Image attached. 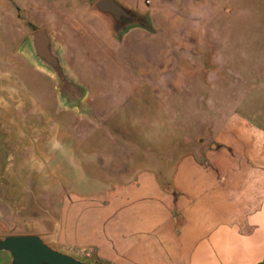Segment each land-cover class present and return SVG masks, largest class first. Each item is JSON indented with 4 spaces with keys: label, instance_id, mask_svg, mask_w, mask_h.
<instances>
[{
    "label": "rangeland",
    "instance_id": "1",
    "mask_svg": "<svg viewBox=\"0 0 264 264\" xmlns=\"http://www.w3.org/2000/svg\"><path fill=\"white\" fill-rule=\"evenodd\" d=\"M94 1L0 0V180L13 181L16 195L34 181L47 203L42 212L33 204L30 222L49 215L54 245L109 264L94 246L58 236L62 206L72 216L95 200L92 213L103 211L96 197L103 200L110 178L114 193H135L139 177L144 194L168 196L174 154L211 146L238 114L263 122L264 0H124L147 13L149 26L119 34L91 11ZM43 27L80 85L66 99L24 41ZM21 221L17 230L28 228ZM85 221L74 235L82 230L88 241L96 226Z\"/></svg>",
    "mask_w": 264,
    "mask_h": 264
},
{
    "label": "crops",
    "instance_id": "2",
    "mask_svg": "<svg viewBox=\"0 0 264 264\" xmlns=\"http://www.w3.org/2000/svg\"><path fill=\"white\" fill-rule=\"evenodd\" d=\"M209 143L196 151L188 147L179 159L177 153L172 156L168 196L144 194L142 177L132 184L135 193H114L110 178L103 200L96 197L103 211L100 207L92 213L95 198L87 206H75L72 216L63 205L55 223L58 236L82 247L94 246L109 264H264V120L257 124L238 114L224 121ZM114 165L129 166L127 160ZM5 183L0 180V234H46L49 215L38 213L42 220L30 222L33 204L42 212V203H47L41 191L35 196V182L26 184L19 195L13 181ZM163 203L168 204L165 211H161ZM18 217L20 225L28 228L17 230ZM86 219L93 220L96 228H89L88 241H83L82 230L80 239L74 234H79L77 229ZM0 264H4L2 256Z\"/></svg>",
    "mask_w": 264,
    "mask_h": 264
},
{
    "label": "water",
    "instance_id": "3",
    "mask_svg": "<svg viewBox=\"0 0 264 264\" xmlns=\"http://www.w3.org/2000/svg\"><path fill=\"white\" fill-rule=\"evenodd\" d=\"M91 11L106 20L113 34H119L130 25L149 26L147 13L133 8L124 0H95ZM24 41L29 43L38 64L58 80L57 91L61 97L66 99L70 85H76L81 90L78 82L68 74L52 33L47 28L32 30ZM0 256L4 264H97L80 254L55 246L42 233L0 234Z\"/></svg>",
    "mask_w": 264,
    "mask_h": 264
},
{
    "label": "flooded vegetation",
    "instance_id": "4",
    "mask_svg": "<svg viewBox=\"0 0 264 264\" xmlns=\"http://www.w3.org/2000/svg\"><path fill=\"white\" fill-rule=\"evenodd\" d=\"M34 30V29H33Z\"/></svg>",
    "mask_w": 264,
    "mask_h": 264
}]
</instances>
